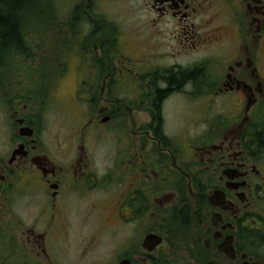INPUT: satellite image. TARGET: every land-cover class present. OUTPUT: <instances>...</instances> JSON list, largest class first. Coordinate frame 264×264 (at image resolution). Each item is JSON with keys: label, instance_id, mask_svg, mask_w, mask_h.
<instances>
[{"label": "flooded vegetation", "instance_id": "obj_1", "mask_svg": "<svg viewBox=\"0 0 264 264\" xmlns=\"http://www.w3.org/2000/svg\"><path fill=\"white\" fill-rule=\"evenodd\" d=\"M144 10L140 48L114 23L56 24L55 43L68 38L64 59L33 70L40 81L23 91L9 87L10 60L17 75L25 61L42 63L39 30L33 39L19 23L1 50L9 148L0 158V264H64L66 255L78 264H264V0H147ZM65 95L87 122L70 154L51 158L42 111ZM171 97L184 98L198 130L166 129ZM125 116L131 133L122 136ZM111 125L114 165L99 168L92 150ZM73 196L93 197L97 233L85 209L66 214ZM105 229L114 246L96 257Z\"/></svg>", "mask_w": 264, "mask_h": 264}, {"label": "rangeland", "instance_id": "obj_2", "mask_svg": "<svg viewBox=\"0 0 264 264\" xmlns=\"http://www.w3.org/2000/svg\"><path fill=\"white\" fill-rule=\"evenodd\" d=\"M147 0H32L29 5H32L31 13L26 16L23 15L21 23L24 25L25 32L31 34L30 37L36 39L38 35L35 33L36 30H39V35L41 37V64L35 60L33 62L25 61L23 65H20L19 68L23 72L20 75H17L14 72L18 69L17 66H14L12 63V72L10 77L7 79L9 81V87L15 91H23V89L37 87L38 80L36 79L37 73H32L33 70H38L42 67L48 70L50 68L52 57H58V60L64 59L65 54L63 50L66 48V43L68 38L63 37L65 40L55 43L53 39V31L50 29L54 28L56 24L60 29H65L66 26L63 24H80L83 22L89 21L88 19L95 18V22H105L109 24H116L123 31L124 39L129 42L127 37L131 39V43L135 44V48L140 45L138 48L146 46V40L138 36V33L144 28L145 16V6ZM85 7H89L91 15L88 16L85 12ZM101 18V19H98ZM136 30V32H135ZM143 31V30H142ZM64 31L60 30L59 33ZM135 33V36L133 35ZM74 38H71V40ZM70 41V40H69ZM34 43V42H33ZM37 44V43H35ZM202 54H209V50L201 51ZM64 55V56H63ZM137 56V52H133V58ZM40 62V59H38ZM72 63V62H71ZM124 63V62H123ZM3 62H0V92L3 91V87L7 86V80L3 74V69H5ZM138 66L146 67V62L137 63ZM6 66V65H5ZM42 69V68H41ZM34 74V75H33ZM47 77V76H46ZM42 80V79H41ZM45 80V79H44ZM40 81V80H39ZM11 90V91H12ZM124 100L129 102V94L122 92L119 96ZM127 98V99H126ZM65 101V102H64ZM64 105L55 104L54 102H48L46 109L42 111L43 113V131H42V145L44 146L45 152L49 154L51 158L54 155H58L61 159H64L70 151L67 150L70 147L71 142L74 141L75 136L80 134L79 131L85 128L87 119L85 117V112L72 100L70 95H65L63 97ZM50 103V104H49ZM186 101L182 97H171L164 105V117H165V126L170 133H180L183 131H188L189 133L193 132V129H199V126L192 124V121H188L189 113L185 110ZM191 105L189 104V107ZM204 107V106H202ZM1 97H0V158L6 159L8 151V140L7 133L5 130L6 119L3 116V110L6 109ZM192 108V106H191ZM96 110V109H95ZM93 111L94 115L96 111ZM196 113V111L194 112ZM137 119V127H144L146 122V115L139 112L138 115H135ZM130 118L124 117V120L121 121V135L127 136L131 133L130 127ZM114 126L107 127L104 131L98 132V143L95 144V148L92 150V155L94 160L99 168H113V158L116 148L115 140V129ZM124 141L121 142L123 147ZM60 146V147H59ZM11 148V146H10ZM109 179H106L108 183ZM111 196H113L111 194ZM91 200L93 197L80 198L78 196H73L72 200L69 203L66 214L73 215L80 211L83 215L82 210L85 214L88 215L90 223L88 225V230L93 231L89 233H97V229L94 227L92 216L94 210H91ZM109 206V204H107ZM71 207V208H70ZM101 206L100 209L105 208ZM110 208L112 205L109 206ZM108 207V208H109ZM107 209V208H106ZM106 233L103 234L99 241L98 252L96 250L95 255L101 256V253H108L112 250L114 246L115 237L110 235L108 229H105ZM63 235V234H60ZM100 237V236H99ZM68 242L69 240H65ZM70 242V241H69ZM72 257L76 260V255H66ZM70 259H66L64 264H72Z\"/></svg>", "mask_w": 264, "mask_h": 264}, {"label": "trees", "instance_id": "obj_3", "mask_svg": "<svg viewBox=\"0 0 264 264\" xmlns=\"http://www.w3.org/2000/svg\"><path fill=\"white\" fill-rule=\"evenodd\" d=\"M32 0H0V54L6 43H13L18 38L17 25L23 15L31 13ZM194 72L192 74H195ZM196 75V74H195ZM186 80L189 74L183 75Z\"/></svg>", "mask_w": 264, "mask_h": 264}, {"label": "water", "instance_id": "obj_4", "mask_svg": "<svg viewBox=\"0 0 264 264\" xmlns=\"http://www.w3.org/2000/svg\"><path fill=\"white\" fill-rule=\"evenodd\" d=\"M22 134H23V131H22ZM24 134L30 136V135H32V130L30 129L29 131H26V132L24 131ZM21 151H22V147L21 146H19V148L15 149L13 151V153L11 155V158H10V163L15 159L17 154L21 153Z\"/></svg>", "mask_w": 264, "mask_h": 264}]
</instances>
